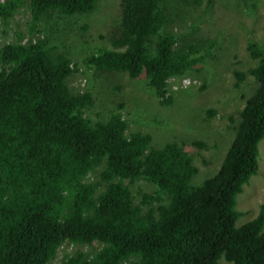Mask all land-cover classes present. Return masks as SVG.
<instances>
[{
	"label": "trees",
	"instance_id": "16d2710c",
	"mask_svg": "<svg viewBox=\"0 0 264 264\" xmlns=\"http://www.w3.org/2000/svg\"><path fill=\"white\" fill-rule=\"evenodd\" d=\"M98 2L0 0L7 27L17 12L29 11L26 40L17 29L0 45V264H264V202L235 225L242 214L237 197L259 171L263 48L250 41L259 61L233 72L236 86L252 75L257 87L238 113L224 160L193 184L199 168L183 144L154 146L150 133L129 131L122 102L92 119L94 90L70 87L79 62L58 21L91 13ZM200 2L121 0L119 29L85 55V65L96 74L143 76L161 103L171 104L168 80L201 70L221 47L217 38L194 37L196 23L183 33L171 25L179 5ZM139 180L150 186L134 192L129 184ZM66 242L91 248L67 252Z\"/></svg>",
	"mask_w": 264,
	"mask_h": 264
},
{
	"label": "rangeland",
	"instance_id": "374dc122",
	"mask_svg": "<svg viewBox=\"0 0 264 264\" xmlns=\"http://www.w3.org/2000/svg\"><path fill=\"white\" fill-rule=\"evenodd\" d=\"M176 13L171 24L174 30L183 33L189 24L196 23L194 37L217 38L221 47L201 70L191 69L168 80L167 95L173 96L169 105L161 103L162 97L147 86L143 76L132 78L127 71L116 70L96 74L83 61L88 52L108 45L119 29L121 0H99L96 10L91 13L60 18L59 36L65 39L69 52L79 62L78 70L69 77L70 87L78 92L94 90V105L90 111L92 119L105 118L122 102L120 111L128 120L129 131L150 133L154 146L162 147L172 141L185 146L199 168L192 180L197 184L212 177L219 169L235 135L238 113L246 97L257 87L252 75L242 81L240 87L236 86L233 72L248 70L259 61L250 55V41L258 43L264 51V0H201L196 5L182 3L176 8ZM28 16L29 11L24 7L15 14L9 27L0 19V44L14 40L17 29L25 33L23 39L26 40L24 21ZM86 21L89 24L87 30L83 28ZM15 22H19L20 29ZM210 109L216 110L212 116L208 113ZM129 185L134 192L139 188L144 191L150 186L143 180ZM263 202L264 138L259 142V171L237 197V208L242 214L235 225L255 217ZM78 248L88 250L91 247H78L66 242L63 251L71 252ZM221 263L233 264L224 258Z\"/></svg>",
	"mask_w": 264,
	"mask_h": 264
},
{
	"label": "clouds",
	"instance_id": "9594fccd",
	"mask_svg": "<svg viewBox=\"0 0 264 264\" xmlns=\"http://www.w3.org/2000/svg\"><path fill=\"white\" fill-rule=\"evenodd\" d=\"M7 42H8V41H7ZM1 44H2V43H1ZM1 44H0V45H1Z\"/></svg>",
	"mask_w": 264,
	"mask_h": 264
}]
</instances>
